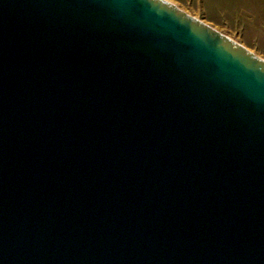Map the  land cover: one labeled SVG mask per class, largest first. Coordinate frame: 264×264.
<instances>
[{
	"label": "water",
	"instance_id": "1",
	"mask_svg": "<svg viewBox=\"0 0 264 264\" xmlns=\"http://www.w3.org/2000/svg\"><path fill=\"white\" fill-rule=\"evenodd\" d=\"M0 264H264V58L170 0H0Z\"/></svg>",
	"mask_w": 264,
	"mask_h": 264
},
{
	"label": "rangeland",
	"instance_id": "2",
	"mask_svg": "<svg viewBox=\"0 0 264 264\" xmlns=\"http://www.w3.org/2000/svg\"><path fill=\"white\" fill-rule=\"evenodd\" d=\"M180 8L191 15L207 22L222 33L230 36L247 48L255 51L259 50V56L264 58V37L256 38L251 32L247 31L245 25H240L238 16L233 11L239 10L240 5L244 4L247 8H252L253 4L257 5L259 0H170ZM264 3V0H260ZM264 6V5H263ZM239 12V11H237ZM206 19H209L207 21ZM247 22V21H246ZM264 33V30L262 31Z\"/></svg>",
	"mask_w": 264,
	"mask_h": 264
},
{
	"label": "crops",
	"instance_id": "3",
	"mask_svg": "<svg viewBox=\"0 0 264 264\" xmlns=\"http://www.w3.org/2000/svg\"><path fill=\"white\" fill-rule=\"evenodd\" d=\"M176 4H180V3L177 2ZM263 5L264 3H261L259 0V2H257V5L253 4L252 8L246 9L247 6L242 4L239 6L240 7L239 10L233 11V14L238 16V19H239L238 22H240V25H245L247 28V31L251 32L252 35L255 37V39L256 38L262 39L264 37V33H262V31L264 30V6ZM206 20L209 21V19H206ZM249 49L251 50V48ZM256 52L259 53L260 51L256 50Z\"/></svg>",
	"mask_w": 264,
	"mask_h": 264
}]
</instances>
